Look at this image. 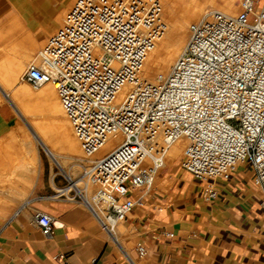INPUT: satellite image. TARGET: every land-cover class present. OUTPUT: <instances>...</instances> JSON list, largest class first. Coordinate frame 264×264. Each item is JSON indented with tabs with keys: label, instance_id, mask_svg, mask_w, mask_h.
<instances>
[{
	"label": "built area",
	"instance_id": "2783aa9c",
	"mask_svg": "<svg viewBox=\"0 0 264 264\" xmlns=\"http://www.w3.org/2000/svg\"><path fill=\"white\" fill-rule=\"evenodd\" d=\"M237 6L234 15L216 12L192 25L167 78L153 83L139 72L160 31L159 1L74 0L41 50L40 63L27 68L28 82L57 84L86 156L123 134L113 151L91 166L82 164L83 184L72 185V195H59L89 209L108 236L148 205L163 152L181 136L188 140L182 164L196 179L227 178L248 160L264 210V0H239ZM90 181L97 185L93 191ZM207 192L214 195L212 187ZM31 219L45 238L52 237L51 213L36 209ZM160 234L176 237L165 226ZM118 242L122 257L134 262ZM135 249L140 257L148 252L143 241Z\"/></svg>",
	"mask_w": 264,
	"mask_h": 264
},
{
	"label": "crops",
	"instance_id": "0c3cea01",
	"mask_svg": "<svg viewBox=\"0 0 264 264\" xmlns=\"http://www.w3.org/2000/svg\"><path fill=\"white\" fill-rule=\"evenodd\" d=\"M59 1L53 11H36L27 25L19 14L11 17L0 34L16 37L3 49L30 52V24L36 38L45 39L49 33L41 24L49 30L58 26L55 17L63 9ZM4 56L0 52V60ZM6 123L7 114L0 107V137ZM254 174V169L243 167L227 178L199 180L186 171L170 177L173 182L167 190L155 188L149 207H137V217L130 220L146 228L141 237L148 246L145 256L155 254L152 264H264L263 193ZM38 179L39 175L25 197L8 196L0 203V264H127L89 209L65 198H47ZM209 187L214 190L211 197ZM36 209L54 216L51 238H45L31 219ZM163 226L176 237L162 236Z\"/></svg>",
	"mask_w": 264,
	"mask_h": 264
},
{
	"label": "bare ground",
	"instance_id": "6f19581e",
	"mask_svg": "<svg viewBox=\"0 0 264 264\" xmlns=\"http://www.w3.org/2000/svg\"><path fill=\"white\" fill-rule=\"evenodd\" d=\"M157 1L162 6L160 31L154 44L147 51L139 72L142 79L153 83L162 82L167 78L176 60L188 44L192 25L206 17H211L216 12L234 15L238 11L233 0H226L222 6L217 4V0ZM72 4L71 0H61L63 9L55 17L57 23H62L60 27L63 26ZM30 26L29 44L36 45L43 42L45 39L39 41L33 32L32 24ZM41 27L51 33L58 26L52 30L43 24ZM53 35L48 37L47 42ZM23 56L31 57L33 55L26 52L21 56L16 55L0 61V103L6 99L10 100L18 115L0 137V160L2 161L0 162V203L8 201L6 200L8 196L10 198L16 195L25 197L27 192H31L40 174L38 143L44 145L51 159L62 168L70 180L74 181L77 176L81 175L82 177L83 175L82 164L91 166L95 161L93 159L103 158L119 146L123 140L121 132L111 135L106 144L94 155L86 156L73 124L61 103L57 84L46 82L34 85L25 80L23 75L27 61L22 58ZM128 87L129 85L124 86L117 93V101L122 100ZM187 143L188 140L184 136L170 142L163 152L162 166L165 158L171 162L180 156L183 157L182 154L185 152ZM242 162H248V160ZM32 164H35L34 167ZM89 169L91 171L95 167L92 166ZM82 184L83 180H80L74 183V186ZM86 186L89 191H93L97 187L93 181H90ZM15 201L17 202V199ZM130 238L131 232L127 230L124 222L115 225L109 236L112 242L119 241L120 246L130 254L134 261H130V264H141L127 247Z\"/></svg>",
	"mask_w": 264,
	"mask_h": 264
},
{
	"label": "rangeland",
	"instance_id": "374dc122",
	"mask_svg": "<svg viewBox=\"0 0 264 264\" xmlns=\"http://www.w3.org/2000/svg\"><path fill=\"white\" fill-rule=\"evenodd\" d=\"M225 1L226 0H217V4L222 6V4ZM233 1L235 3V7L238 8L237 3L239 0H233ZM259 1L262 2L263 0H259ZM59 2H60L59 0H0V30L4 29L6 25L8 24L10 18L16 14H19V17L21 18V21L23 22V24L27 25L30 16L34 14L36 11L44 12L48 9L49 11H53L57 8L58 6L57 3ZM73 2L74 0H71V4ZM61 25L62 23L59 22L56 30L49 33L43 42H40L36 45H30V53L34 57L33 56L31 57L23 56L22 57L24 60L27 61L25 72L31 64L40 63V51L47 43L48 37L53 35L60 28ZM14 37H16V35L12 36L10 33L0 34V52L5 54V56L1 60L7 59L8 57L16 56V55L17 56L22 55L21 49H18L16 47L13 49H3V47L10 44V40ZM23 78H24V75H23ZM0 107H2V109L7 114V123H6V128H5L7 129L9 125L12 124L13 119L17 118L18 115H17L16 109L11 104L10 100L8 99L2 101L0 103ZM38 149H39V155H40L39 165H38L40 174H39L38 181H39V185L42 186L43 188L42 191H44L46 197L49 199H53L55 196H59L62 192H65L66 195L68 194L72 195L73 190H70V188L72 187V185H74V183L72 184L70 178L66 176L62 168L59 167V165L51 159V157L48 155L42 143H38ZM185 149H186V144H185ZM184 153L182 154L183 157H184ZM183 157L180 156L178 159L173 160L171 162H168L165 158V161L163 164L165 165V167L164 168L159 167L155 175L154 182H153V186L155 188L167 190L172 185V182H173V180L170 179V177H173L176 174H179L182 172L186 173L187 170L184 168L182 164ZM0 162L2 161L0 160ZM34 165L35 164H32L33 167ZM243 167H247L251 172H253L252 165L249 161L241 162L240 164L236 166L235 170H238ZM80 180H81V175L77 176L74 182H78ZM59 198H64V196H59ZM14 203H17V202L11 201L10 203H8V205L9 204L11 205ZM47 203H50V201H47ZM145 207H149V205H146ZM144 209H140V211L143 213L145 212ZM140 211L137 210V212L141 213ZM27 214H29V212ZM124 224L127 230L131 232V238L129 239V242L127 243V247L129 248V251L132 253L133 256H135V258L138 261L141 262V264H152V260L155 257V254L153 252L151 253L149 252L148 256L140 257L138 251H136L135 249V246L141 241L142 234L146 231V228L135 226V224L131 223L130 220L125 221ZM110 242L113 243L111 240ZM119 253L121 255V251H119ZM126 262L127 264H129L128 261Z\"/></svg>",
	"mask_w": 264,
	"mask_h": 264
}]
</instances>
